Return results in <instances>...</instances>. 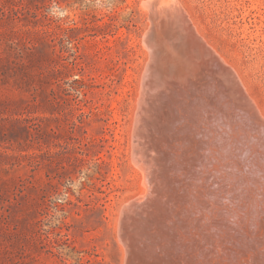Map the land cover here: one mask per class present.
I'll use <instances>...</instances> for the list:
<instances>
[{
    "label": "rangeland",
    "instance_id": "obj_1",
    "mask_svg": "<svg viewBox=\"0 0 264 264\" xmlns=\"http://www.w3.org/2000/svg\"><path fill=\"white\" fill-rule=\"evenodd\" d=\"M147 1L0 0V264H124ZM175 1L264 108V0Z\"/></svg>",
    "mask_w": 264,
    "mask_h": 264
},
{
    "label": "bare ground",
    "instance_id": "obj_2",
    "mask_svg": "<svg viewBox=\"0 0 264 264\" xmlns=\"http://www.w3.org/2000/svg\"><path fill=\"white\" fill-rule=\"evenodd\" d=\"M161 1L146 4L129 145L141 192L116 229L124 264H264V108L180 4Z\"/></svg>",
    "mask_w": 264,
    "mask_h": 264
}]
</instances>
